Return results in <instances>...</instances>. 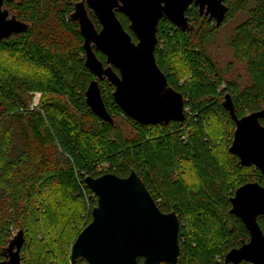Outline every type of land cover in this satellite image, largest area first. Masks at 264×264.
<instances>
[{
  "label": "trees",
  "instance_id": "16d2710c",
  "mask_svg": "<svg viewBox=\"0 0 264 264\" xmlns=\"http://www.w3.org/2000/svg\"><path fill=\"white\" fill-rule=\"evenodd\" d=\"M78 1L5 0L4 6L31 26L0 40V55L26 65L22 70L0 64V260L13 228L25 233L23 264L37 260L28 233L48 191L59 188L81 205L86 227L97 197L85 178L105 173L126 177L135 170L160 209L179 217L177 264H224L225 255L250 237L243 221L230 212L231 197L245 183L264 186L259 169L241 165L229 152L235 123L223 106L230 93L238 117L264 108V0H225L229 10L219 27L200 15L195 4L187 10L193 32L160 20L156 62L184 95L187 111L184 122L159 125H143L125 115L108 80L99 84L113 122L98 117L87 104L86 91L96 76L85 63L79 23L71 18ZM89 15L100 29L93 12ZM239 15L244 18L229 46L233 62L246 70L245 84L227 79L209 51L222 26ZM117 16L136 40L129 18L119 11ZM95 51L106 63V56ZM36 93L42 99L32 107ZM213 122L223 123L230 137L224 156L218 152ZM258 221L264 229V218ZM68 224L53 243L62 258L79 219ZM37 264L51 263L44 256ZM74 264L87 262L78 258ZM139 264H144L142 258Z\"/></svg>",
  "mask_w": 264,
  "mask_h": 264
},
{
  "label": "water",
  "instance_id": "95a60500",
  "mask_svg": "<svg viewBox=\"0 0 264 264\" xmlns=\"http://www.w3.org/2000/svg\"><path fill=\"white\" fill-rule=\"evenodd\" d=\"M0 0V40L27 31L31 26L20 20ZM195 4L200 15L220 26L229 10L225 0H81L74 4L71 18L77 21L83 36L86 66L96 76L86 91V101L104 121L113 122L102 97L100 80L114 85L113 97L128 117L143 125L184 122L186 100L172 87L156 62L159 22L166 18L182 31L193 32L187 15ZM93 12L101 28L89 15ZM124 13L130 21L127 31L117 16ZM95 49L106 56L104 63ZM1 105V101H0ZM224 108L235 123L229 152L241 165L256 167L264 175V108L238 117L230 93ZM85 182L97 197L92 221L79 233L72 246L71 261L84 259L87 264H177L180 256V220L175 211L163 212L140 175L132 170L126 177L105 173L87 176ZM241 193L245 198L241 200ZM230 212L243 221L250 237L232 248L224 264H264V186L248 182L231 197ZM25 233H14L2 249L0 264H23L21 249Z\"/></svg>",
  "mask_w": 264,
  "mask_h": 264
},
{
  "label": "rangeland",
  "instance_id": "374dc122",
  "mask_svg": "<svg viewBox=\"0 0 264 264\" xmlns=\"http://www.w3.org/2000/svg\"><path fill=\"white\" fill-rule=\"evenodd\" d=\"M243 18L242 15H239L236 19L230 20L222 26L214 41L209 45V51L220 68L225 72L227 79L240 80L245 84L248 81L246 70L242 63L233 62V53L229 46V39L233 34V30ZM1 63H6L22 70L26 67L25 64L15 62L12 58L4 55H0ZM41 99L42 94L36 93L31 106H38ZM122 123L128 128V125H125L124 122ZM225 130L223 123L213 122L212 133L215 136L218 152L222 156L225 155L227 146L230 144V137L226 134ZM40 206L41 213L37 216V221L32 225L33 229L28 233L32 245V253L37 260L30 259V261L27 260V263L31 264V261H33L34 264H37L45 256L51 264H68L71 258L72 246L79 233L85 228L84 226L87 222L86 212L81 205L73 202L64 191L56 187L42 196ZM75 217L79 219V228L75 236H71L70 246L63 258L59 257L53 243L60 238L58 232L60 233L64 227L68 226L70 219ZM17 230V228H13V233H16Z\"/></svg>",
  "mask_w": 264,
  "mask_h": 264
},
{
  "label": "snow or ice",
  "instance_id": "6c2138e0",
  "mask_svg": "<svg viewBox=\"0 0 264 264\" xmlns=\"http://www.w3.org/2000/svg\"><path fill=\"white\" fill-rule=\"evenodd\" d=\"M245 193H241L240 196H241V200H243L245 198Z\"/></svg>",
  "mask_w": 264,
  "mask_h": 264
},
{
  "label": "flooded vegetation",
  "instance_id": "af4514ba",
  "mask_svg": "<svg viewBox=\"0 0 264 264\" xmlns=\"http://www.w3.org/2000/svg\"><path fill=\"white\" fill-rule=\"evenodd\" d=\"M262 123L264 124V120H262Z\"/></svg>",
  "mask_w": 264,
  "mask_h": 264
},
{
  "label": "built area",
  "instance_id": "2783aa9c",
  "mask_svg": "<svg viewBox=\"0 0 264 264\" xmlns=\"http://www.w3.org/2000/svg\"><path fill=\"white\" fill-rule=\"evenodd\" d=\"M71 264H74V263H71Z\"/></svg>",
  "mask_w": 264,
  "mask_h": 264
}]
</instances>
